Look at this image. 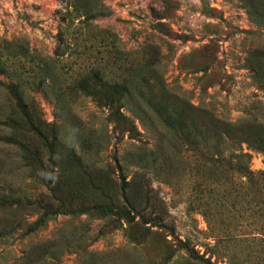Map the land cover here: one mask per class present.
<instances>
[{
	"label": "rangeland",
	"instance_id": "1",
	"mask_svg": "<svg viewBox=\"0 0 264 264\" xmlns=\"http://www.w3.org/2000/svg\"><path fill=\"white\" fill-rule=\"evenodd\" d=\"M97 3L106 9L93 24L110 30L121 48L130 54L129 60L138 59V53L147 45L159 48V68L173 92L231 122L251 114L264 120V91L257 88L245 65L248 52L264 46V25L250 19L241 0ZM67 11L66 0H0V51L9 43L23 42L32 56L53 57L59 30L65 28L63 19ZM160 23L166 24L171 34L161 32ZM67 38L71 36L68 34ZM80 44L77 50L84 54L86 63L90 55L92 59L101 58L96 50L85 49L89 43L82 40ZM210 53L219 64H210V70L204 71ZM73 62L69 63L71 73L77 71ZM1 79L11 82L9 76ZM7 95L0 87V120L4 119L1 112L7 111ZM26 95L35 99L46 121L59 125L62 142L74 148L86 165L112 168L118 181L117 161L127 181L137 171L144 172L149 185L164 200L170 216L168 222L174 225L176 235L151 228L148 240L139 245L132 243L123 230L105 229L106 221L99 216H60L33 235L23 236L19 230L0 239V264H20L28 250L51 239L60 242L59 257L48 256L40 264H80L91 255L109 260L110 264H165L167 249L175 253L180 248L178 239L190 241L195 251L206 258L212 257L209 251L218 245L221 256H213V264H257L259 258H264V197L257 187L209 163L198 149L189 146L172 150L174 162L179 164L174 174L159 173L158 167L151 164V157L146 160L149 165L141 168L138 152L155 147L158 135L129 108L124 109L126 114L135 119L143 133L139 139L122 132L111 111L91 98H77L63 107L35 85L27 87ZM5 133L0 125V136ZM243 149L251 157V170L263 172V154L247 149L246 145ZM18 154L14 147L0 141V191L9 186L17 193L35 197L42 189L31 179ZM27 214L24 212L23 216L29 223L36 220V215ZM166 264L202 263L182 250Z\"/></svg>",
	"mask_w": 264,
	"mask_h": 264
},
{
	"label": "trees",
	"instance_id": "2",
	"mask_svg": "<svg viewBox=\"0 0 264 264\" xmlns=\"http://www.w3.org/2000/svg\"><path fill=\"white\" fill-rule=\"evenodd\" d=\"M66 1L65 28L59 30L53 57L36 58L23 42L9 43L0 51V87L8 94L7 111L1 112L4 119L0 120L7 133L0 136V141L18 151L31 179L42 189L35 197L17 193L9 186L1 189L0 239H7L19 230L23 236H30L44 229L52 219L82 215L99 216L106 221L105 229L123 230L134 244L146 242L151 228L169 230L171 236L176 235L174 225L168 222L170 216L164 200L149 185L144 172L137 171L127 181L117 161L118 181L112 168L95 169L86 165L74 148L62 142L59 125L46 121L35 99L26 95L30 85L52 96L63 107L77 98H91L111 111L122 132L139 139L143 133L124 109L137 112L158 135L155 147L138 152L141 168L149 165L146 160L151 157V164L158 167L159 173L174 174L179 164H175L172 150L189 146L198 149L209 163L257 187L264 197V171L251 170V157L243 149L246 145L264 156V120L251 114L231 122L211 109L194 105L169 88L159 68L161 53L157 46L147 45L137 52L138 59L129 60L130 54L121 48L115 35L93 24L106 9L103 4L97 0ZM241 2L250 19L264 25V0ZM74 25L76 28H72ZM158 29L171 34L164 23ZM82 40L89 43L85 47L87 51L96 50L101 58L92 59L90 55L86 63L84 54L77 50ZM70 62L77 64L74 76ZM204 64L207 71L210 64L218 65L219 61L210 53ZM245 65L257 88L264 91V46L250 50ZM2 76H9L11 82L5 83ZM24 212L36 215V220L29 223ZM59 243L58 239H51L33 246L20 264H40L48 256L58 259ZM178 243L180 248L175 253L184 250L202 264H213L212 257L221 256L218 245L210 249L212 257L206 258L195 251L190 241L178 239ZM175 253L167 249L165 264ZM80 264H110V261L91 255ZM257 264H264V258H259Z\"/></svg>",
	"mask_w": 264,
	"mask_h": 264
}]
</instances>
